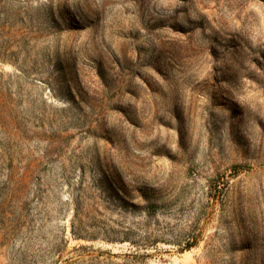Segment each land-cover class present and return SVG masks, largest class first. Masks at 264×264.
Instances as JSON below:
<instances>
[{
  "label": "rangeland",
  "instance_id": "obj_1",
  "mask_svg": "<svg viewBox=\"0 0 264 264\" xmlns=\"http://www.w3.org/2000/svg\"><path fill=\"white\" fill-rule=\"evenodd\" d=\"M0 264H264V0H0Z\"/></svg>",
  "mask_w": 264,
  "mask_h": 264
}]
</instances>
